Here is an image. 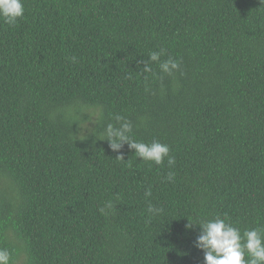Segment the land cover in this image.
I'll return each mask as SVG.
<instances>
[{"label":"trees","instance_id":"trees-1","mask_svg":"<svg viewBox=\"0 0 264 264\" xmlns=\"http://www.w3.org/2000/svg\"><path fill=\"white\" fill-rule=\"evenodd\" d=\"M23 4L15 25L0 19V249L12 264H204L188 220L264 229V2ZM161 49L180 63L171 76L149 61ZM115 115L133 139L168 144L175 165L127 144L118 159L99 139Z\"/></svg>","mask_w":264,"mask_h":264},{"label":"clouds","instance_id":"clouds-1","mask_svg":"<svg viewBox=\"0 0 264 264\" xmlns=\"http://www.w3.org/2000/svg\"><path fill=\"white\" fill-rule=\"evenodd\" d=\"M260 2H264V0H260ZM24 13L23 0H0V19L4 23L10 26L15 25L18 22V18H23ZM163 54V49L159 52H150L149 61L158 63L160 71L171 76L179 70L180 63L171 57L160 62V57ZM71 59L75 60L74 57ZM143 71L151 73L154 77L157 75L153 72L149 62H144ZM114 119L118 126L112 123L107 124L103 136L99 139L108 141L110 150L118 153L116 156L118 159L124 160L119 150L124 144H127L128 148L134 150L136 156L144 161H151L156 165H161L167 158L169 169L175 165V157L170 155L168 144H163L156 140L150 143L137 141L131 135L133 132L131 121L122 115H115ZM166 179L169 182L174 181V171L170 170ZM151 195V189H147L145 196L149 197ZM110 206L108 205V207ZM99 211L103 213L104 208ZM146 211L150 217L159 216L163 213L162 208L155 207L151 203L148 204ZM194 224L200 228V232L195 238L194 246L202 250L204 264H264V229L253 228L245 230L242 234L239 228L219 217L211 220H202L197 223L188 220L185 228L190 229ZM246 254L248 259H245ZM0 264H12L11 253L7 249H0Z\"/></svg>","mask_w":264,"mask_h":264}]
</instances>
